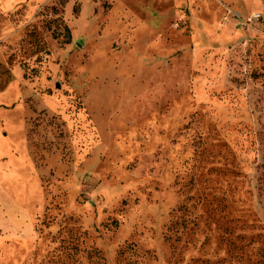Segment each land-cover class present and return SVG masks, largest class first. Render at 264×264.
<instances>
[{"label":"rangeland","instance_id":"1","mask_svg":"<svg viewBox=\"0 0 264 264\" xmlns=\"http://www.w3.org/2000/svg\"><path fill=\"white\" fill-rule=\"evenodd\" d=\"M0 40V264H264V0H0Z\"/></svg>","mask_w":264,"mask_h":264},{"label":"built area","instance_id":"2","mask_svg":"<svg viewBox=\"0 0 264 264\" xmlns=\"http://www.w3.org/2000/svg\"><path fill=\"white\" fill-rule=\"evenodd\" d=\"M256 18H259V16L253 15L252 17L247 18V22H250L251 20L256 19ZM179 20L181 21V19H179ZM0 42H1V40H0Z\"/></svg>","mask_w":264,"mask_h":264},{"label":"trees","instance_id":"3","mask_svg":"<svg viewBox=\"0 0 264 264\" xmlns=\"http://www.w3.org/2000/svg\"><path fill=\"white\" fill-rule=\"evenodd\" d=\"M66 29H67V31H69V29H68V27H67V26H66ZM67 43H69V41H68Z\"/></svg>","mask_w":264,"mask_h":264}]
</instances>
